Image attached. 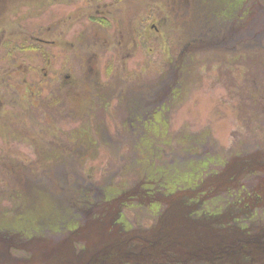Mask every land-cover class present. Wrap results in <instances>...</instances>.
Masks as SVG:
<instances>
[{
	"label": "rangeland",
	"instance_id": "374dc122",
	"mask_svg": "<svg viewBox=\"0 0 264 264\" xmlns=\"http://www.w3.org/2000/svg\"><path fill=\"white\" fill-rule=\"evenodd\" d=\"M99 1L111 4V15L123 16L129 31L136 22L143 19L144 38L142 41L139 39L138 49L131 56H128V69L132 72L137 70L138 81L142 84L143 94H153L159 98V101L166 100L170 106L167 118L170 145H160V141L162 143L168 142L167 137L162 138V140L160 138L157 144L153 145L164 149L163 157L167 161L155 160V164L161 166L164 162L170 163L179 158L177 153L180 152L181 146H185V138H192L193 142L198 139L200 143L199 152L207 149L213 151L217 156L227 158L229 160L227 162H230L227 167L220 170L219 174L224 173L225 175L221 176L218 179L219 182L214 183V186H210L213 190L221 193L228 188L236 190L240 188V184H243L258 194L263 201L264 73H258L259 63L256 55L260 54L264 61V0H254L253 15L244 25L239 27L242 29L236 30L231 27L226 29V32L219 34V30L215 28V33H218L216 37H214V33H207V31L212 32L213 29L205 28L203 32L200 29L202 18L198 0H190L180 10L167 5L169 0H144L143 3L140 2L141 0H127L126 2L123 1L121 5L115 4V0ZM19 5L21 6L19 7ZM83 7L86 9L89 7L86 0H46V2L45 0H21V2L17 1L13 7L10 3L0 4V79H7L6 76H3L4 72L10 73L12 69L18 68L12 66V61L14 63L16 57L20 56L19 65L29 68L31 84L36 86L43 95L50 93L51 90L48 89L56 88L57 81L60 79L56 72H61L63 76L70 74L78 81L80 77L78 61L73 62L71 60L74 58L72 54L61 55L60 50L56 47L59 46L58 44L43 45L36 42L32 43L28 39V44L37 45L47 50L50 54L48 57L51 58V62L47 63L42 51L31 52L30 56L23 53L16 54V57L9 58L8 49L4 48L3 43H9L6 45L8 47L12 44L11 41H17L13 37H20V33H15L18 30H14L11 26V22L16 20L13 19L14 17L22 18L23 23L31 30L32 36H41V38L57 43L61 41L72 42L75 40L76 31L80 27L75 26L69 30L68 34L61 37L60 29L57 28L56 23L61 15H67ZM110 24V32L114 42V38H116L114 23ZM152 24H156L159 33L155 32L156 29L152 31ZM40 31L42 32L39 33ZM128 42H130L129 38H127ZM76 45L79 46L77 43ZM130 45L128 43L127 47L134 46ZM238 56H241L240 61L235 62ZM185 59H188V62ZM190 59L191 66L188 67L189 65L184 64L183 70L179 67L181 72L178 71L177 73V67L181 63H189ZM46 65L49 67L50 73L43 78L42 68H45ZM262 71L264 70L261 69L260 72ZM247 72L251 74L245 75ZM101 75L105 81L103 69ZM15 76L14 82L15 78H19ZM176 82L182 85L181 96L174 103H170L169 90L178 84ZM39 89H42L44 93ZM245 90L250 93V96L256 93L255 98L256 96L258 98V100L256 98L255 103L253 101L250 106L248 105L246 110L241 108L242 103L238 97ZM11 93L1 83L0 97L5 102V108L2 109L4 114L0 118V208L16 211L21 206V200L17 196L19 189L15 191V187H20V183L12 181L8 183V186L4 184L6 181L14 179L11 176L12 172L14 174L15 170H20L24 174L31 168L32 172H29V175L31 173L34 186H41V182L45 181L47 176L55 178V169L59 170V166H63L64 162L67 166H79V171L85 177L89 176L94 179L96 183L108 179H114L115 184L128 182L126 183L127 189L134 187L132 194L136 201L143 198V187L137 185L141 184L143 180L141 183H137L141 176L135 172L133 167L139 158L135 150L137 141L133 134L134 128L129 119H123L118 115L114 117L97 115L91 119L92 128L96 132V149L93 150V157L79 163L81 148L78 146H42L45 138L50 136L42 131V125L44 126L45 121L41 115L44 111L41 106L32 107L30 114L28 113L30 115L28 125H24L23 119L14 118L13 114H22L25 109L14 106L15 97L18 93ZM249 117L254 118L250 120ZM58 122L63 132L73 131L77 126L75 120L67 117H62ZM30 137L32 138L30 139ZM25 138L31 140V144L29 141L24 143ZM33 142H35V146L32 145ZM64 142L67 143L65 137ZM72 147L75 148L72 149ZM140 157L141 160L147 161L146 156L141 155ZM212 179L215 178L209 177L206 181ZM202 185L204 188H206L205 185L209 186L206 182ZM50 186H53L51 189L56 190L54 183H50ZM121 198L124 196L122 195ZM178 200L182 201L179 196L163 199L164 206L166 208L175 207L173 204ZM120 210L135 225L128 234L129 237L136 234V227L144 229L157 221L156 218L152 219L150 214L142 208H121ZM226 217V212H223L221 218L225 219ZM169 218V214L158 217L161 222ZM183 224L186 223L183 222ZM187 228V232L190 231L189 225ZM210 229L211 232L216 233L211 225L206 230H201L209 232ZM151 232L154 235L156 230ZM258 232L261 233L254 231V235ZM79 233H82L83 238H89L88 230L85 229L86 236L81 230L77 232V234ZM176 233L178 234V231ZM77 239H80L77 235L72 237L66 235L61 242L56 241L55 238L52 241L62 245V252L65 257H74L81 252L80 249L71 250L73 240ZM106 239L107 237L104 238V241H98L103 240V238H97L95 242L106 244ZM118 239L114 238L117 242H123L125 238L118 237ZM2 240L4 239L1 238ZM84 242L87 248L91 247V243L87 239ZM10 244L3 243L2 246L0 245V260L4 261L0 264H28L24 260L8 259V253L11 257L14 254L22 255L25 249L22 246L20 251H17V248L14 251L12 247L9 248L8 245ZM54 246L55 243L49 247L53 249ZM132 247L133 244H131L130 249L127 246L125 251L137 252ZM97 250L98 248L89 251L95 252ZM150 250L145 249L144 253L150 252ZM66 251L68 254L65 253ZM61 254L55 255V262L64 260L65 257ZM257 254L260 256V252ZM257 254H255L256 258ZM89 259L86 257L84 261ZM258 260L264 263L262 257ZM47 264H54V262Z\"/></svg>",
	"mask_w": 264,
	"mask_h": 264
},
{
	"label": "trees",
	"instance_id": "16d2710c",
	"mask_svg": "<svg viewBox=\"0 0 264 264\" xmlns=\"http://www.w3.org/2000/svg\"><path fill=\"white\" fill-rule=\"evenodd\" d=\"M198 2L201 12L200 16L202 18L200 29L202 32L205 28L208 30L213 29L212 32L207 31V33H214V37L218 34L215 33V28L219 30H217L219 34H222L226 32V29L231 28V26L237 25L240 27L247 22H243L247 17L243 9L245 7L246 9L249 8L247 0H198ZM204 33L206 32L204 31ZM240 57L238 56L235 62H239ZM256 58L259 63L258 73H264V71L260 72L261 69L264 70V61L261 55H256ZM188 59L185 60L188 62ZM184 64L190 67L192 64L191 59L189 63H181L177 67V73L178 71L181 72L180 68L183 70ZM250 74V72L245 73V75ZM181 90L182 85L180 83L174 85L169 90L170 103H174L179 99ZM255 95L256 93H253L250 96L247 90L241 92L238 96L240 103H242L240 105L241 108L246 110L248 105L250 106L253 101L255 103L257 98V96L255 98ZM169 107V103L166 100H161L159 101V109L155 114L156 118L142 120L145 124H148L149 128L146 129V132L154 134V142L143 140L142 144L145 146H138L139 142L136 140L137 146L135 150L139 160H137L133 167L135 172L141 176L140 181L137 180V183H141V180H143L141 184L135 183L139 187H143V198L137 201L132 194L134 187L127 189L126 183L128 182L124 181L121 184H115L113 182L114 179H108L96 183L89 176L85 177L79 171V166H67L65 162L63 166H59V170L55 169V178L47 176L46 180L41 182V186H34L31 173L30 177L27 176L29 177L27 178L22 176L20 170H15V175L12 172L11 176L14 179L8 180L4 184L8 186V183L12 181H17L16 183L18 184L20 183V187H15V191L19 189L17 196L21 200V206L16 211L0 208V245L2 246L3 243H11L8 246L9 248L12 247L14 251L16 248L17 251H20L22 246L25 249L22 255L14 254L11 257L8 253V259L12 258L15 261L24 260L28 264L38 263L40 262L38 259L27 261V255L33 249L31 245L35 247V254L39 255L41 251L44 252L47 248L46 246L49 247L54 243L49 241H52L51 239L57 236L58 238L60 236L63 238L66 235L71 237L77 235L80 239L73 240L71 250L74 248L79 249L81 246H85V249H88L84 242L86 239L93 246L102 243L95 242L97 238H103V240L98 241H104L106 237L113 238L120 236L128 238L130 236L128 234L133 230L132 228L135 225L125 217L120 209L142 208V210L150 214L152 219L160 214L163 217L165 214L172 213L175 210V220L177 221H183L193 226L191 221L188 223L185 220V217H189L193 219L192 221L201 220L206 224H198L197 227L199 229L206 230L210 225L214 228L220 226L223 228V232L220 234L223 236L222 239L224 241L217 243L218 239L212 237L211 229L209 232L201 230V235L204 236V240L212 238L215 241L214 243L209 242L210 247L208 249L194 235L189 234L191 236L183 237L184 240L186 238L190 239L186 243L183 240V245L175 243V247L178 250L175 251L174 258L168 259V256L165 257L164 254H171V252L163 249V244L157 246L155 249L148 247L151 250L145 253H152V255L158 254L160 257L165 258H159L158 262H155L152 257L148 256L145 257V262L137 260L139 264H264L258 260L260 257L264 260V198L262 201L258 194L243 184H240V188L236 190L228 188L226 190L224 189L225 191L221 193H218V191L210 187L214 186V183L219 182L218 179L225 175L224 173H219L222 168L230 164V162H227L229 161L227 158L217 156L213 151L207 149L199 152L200 143L198 139L196 142H193L192 138H185V146H181L180 152L177 153V156H180L179 158H173V162H164L161 166L155 164V160L167 161L163 157L164 149L160 146L153 145H156L160 138L161 140L162 138H168L167 118ZM252 118L254 117H249L250 120ZM147 120L148 123H146ZM134 135H138V132L135 131ZM68 136L71 138L72 135ZM95 143L96 139L92 146H78L81 148L79 163H83L93 157V150L96 149ZM148 143L150 145H147ZM160 145H170L169 138L167 143L160 141ZM75 147H72V149ZM141 155L147 157L146 162L141 160ZM30 172H32L31 168ZM209 177L215 179L206 181ZM205 182L209 185H205L206 188L202 185ZM50 183H54L56 190L51 189L53 186H50ZM122 195L124 198H121ZM177 196L182 201L178 200L175 202L173 204L175 207L166 208L164 206L163 199H171ZM159 208H161L160 214L152 213V210ZM207 209H211L213 212L219 210V213L217 212L218 214H215L217 216L213 218L211 217L213 213L208 212ZM203 210L208 212L205 218L200 215ZM223 212H226L227 215L225 219L221 218ZM120 227L128 229L126 236L121 235L124 233H122ZM85 229L88 230L89 234V238L86 239L83 238L82 233L77 234L81 230L86 236ZM187 230L188 228H185L183 231L186 232ZM254 231H260L261 233L258 232L254 235ZM188 232L192 233V231ZM1 238L4 240L1 241ZM231 238H233V241L230 240ZM81 239L85 240L80 241ZM56 241L61 242L62 240L57 239ZM108 241L110 240L106 239L107 243ZM23 243L29 244L28 248L25 244L21 245ZM109 243L115 242L112 240ZM127 246L129 247V244ZM40 248L41 251L39 252ZM118 248L119 246L115 248V251ZM259 252L260 256L257 254ZM61 253L63 255L62 250ZM65 253L68 254V251ZM255 254H257V258ZM24 255L26 256L23 257ZM199 255H202V257L199 258ZM63 256L65 257V254ZM15 257H20L21 259H15ZM86 257L88 255L85 256V259ZM184 258L190 259L183 263L181 260ZM85 259L83 258V260ZM126 259L123 264H133L130 262V258ZM0 262L4 263L1 260Z\"/></svg>",
	"mask_w": 264,
	"mask_h": 264
},
{
	"label": "flooded vegetation",
	"instance_id": "af4514ba",
	"mask_svg": "<svg viewBox=\"0 0 264 264\" xmlns=\"http://www.w3.org/2000/svg\"><path fill=\"white\" fill-rule=\"evenodd\" d=\"M17 1L21 2V0H0V4L4 5L10 3L13 7L16 5ZM86 1L91 9L89 7L87 9L83 7L74 10L67 15H61L56 23L57 28L60 29L61 37H63L64 34H68L69 30L78 25L80 28L76 31L77 36L74 41L67 43L61 41L57 43L56 41H48L47 39L41 38V36H32L31 30L23 23L22 18L14 17L13 19L16 20L11 22V26H13L14 30H18V32L15 33H20V37H13V39H16L17 41L10 40L12 44L8 47H6V45L9 43H3L4 48L8 49L9 58L16 57V54L23 53L24 55L30 56L31 52L42 51V55H44L47 63L51 62V58L48 57L50 54L47 50L43 47H38L37 45L32 46L30 43L28 44V39L32 43L36 42L43 45L58 44L59 46L56 47L60 50L61 55L72 54L74 58L71 60L73 62L76 60L78 61L80 67V77L78 81L70 74L63 76L61 72H56V75L60 76L56 88L48 89L49 91L51 90L50 93L43 95L38 91L36 86L31 84L29 79L30 70L28 67L23 65L22 67L19 65L21 57L17 56L14 63L12 61V66L18 68H15L14 70L12 69L10 73L4 72L3 76H6L7 79H0V86L2 83L3 86L8 89V92H12L11 94L18 93L15 97L14 106L25 109V111H23L22 114L13 115L15 119H23V121H25L24 125L29 124V114L33 106H41L44 109L41 113L42 118L45 121L44 126L42 125V131H45L50 137L45 138V142L42 146H92L95 141L96 132L95 129L92 128L91 119H94L97 115H106L107 117L118 115L123 119H129L134 128L133 134L135 131L138 132V135H136V140L139 142L138 146H145L142 144L143 140L154 142V134L146 132V129L149 127L148 124H145L142 120L156 118L155 114L159 109V98L153 94H143V89L141 88L142 84L138 81L139 76L137 70L135 69V72H132L128 69V56H131L138 49V44L140 42L139 39L142 41L144 38L142 25L143 19H141L140 22H136L129 31L123 16L117 14L114 16L111 15V4L102 3L99 0ZM123 1L126 2L127 0H115V4L121 5ZM140 2L143 3L144 0H141ZM187 2H189V0H169L166 4L173 6L174 9L179 8L180 10L181 7L187 4ZM247 2L249 8L246 9L245 7L243 9L247 14V17L243 22L248 21L249 17L253 15L252 5L255 1L247 0ZM21 5H19V7ZM238 20L240 19L238 18ZM112 22L114 23V34L116 36L114 42L110 32V23ZM231 27L236 30L240 29L237 25ZM152 31L159 33L156 24H152ZM41 32L42 31L39 33ZM127 38L130 39V42L128 43L134 46L130 48L127 47ZM76 43L79 46H77ZM102 69L105 81L101 75ZM42 72L43 78L44 76H48L50 73L49 67L46 65L45 68H42ZM14 76L19 77L18 79L15 78V82ZM6 80L7 83H5ZM39 90L44 93L42 89ZM4 108L5 102L3 98L0 97V118L4 114V111H2ZM62 117L75 120L77 126L73 131L63 132L58 122ZM146 123H148V120ZM144 134L148 135L144 136ZM68 135H74V138L72 136L70 138ZM64 137L65 140H67V143L64 142ZM31 138L32 137H30V139ZM26 141H29V144H31V140L25 138L24 143H26ZM32 145L35 146V142H33ZM147 145L150 144L148 143ZM29 172L30 169L22 174V176H30ZM207 211L213 213V215H211L213 218L217 216L215 214L219 213V210L213 212V210L207 209ZM173 212L169 213L170 218L168 220L166 219L161 222L160 219H158V217H162V214H160L161 208L154 209L152 210L153 214H160L156 216L157 221L155 224L147 226L144 229L136 227V234L133 237L125 238L123 242L120 241L119 243L114 240V238L118 239V237H109L107 239L110 241L113 240L115 243L104 244L103 242L99 245H90L91 247L88 249H85V246H81L79 247L81 251L80 254L74 257L66 256L63 261H54L56 256L61 254L62 250V246L59 245L58 242L52 241L56 244L53 249L46 246L47 248L43 252L40 248L39 252L41 251V253L39 255L35 254V247L34 245H31V248L33 249L31 250V253L27 255V261L38 259L40 261L38 262L39 264L53 262L54 264H123L127 260L126 258H130V262L133 264H139L138 261L145 262V257L148 256L152 257L155 262H158L159 258H165L167 256L168 259L174 258V253L178 250V248L175 247V243L183 245V237L191 236L189 234L194 235L207 249L210 247L209 244H207L208 242H215L212 238L204 240V236L201 235V229L197 227L198 224L203 223L201 220L192 221L193 219L185 217V220H187L188 223H190L189 221L192 222L193 226H189L194 231L190 230L192 233H187V231L184 232L183 230L188 227V224L183 225V221L175 220L176 211L174 210ZM208 212L203 210L200 215L205 218ZM120 228L122 233H124L121 235L126 236L128 229H124L123 227ZM165 229L167 230L166 232ZM215 229L216 233L211 232L212 237L218 239L217 243H219V241H224L222 239L223 236L220 234L223 232V228L218 226L217 228H214V231ZM154 230H156V233L152 235V232L150 233V231ZM177 231L178 234L176 233ZM55 238L56 240H62L61 236ZM189 240L190 239L186 238L184 242L186 243V241ZM230 240L233 241V238ZM24 244L25 243L21 245ZM128 244L129 247L133 244L132 248L137 252L123 251ZM163 244V249L169 250L171 254L166 253L164 254L165 257H160L158 254L152 255V253H144L145 249H149L148 247L155 249L157 246ZM25 245L28 248L29 244ZM117 246H119V248L115 251ZM96 248H98V250L95 252L89 251L90 249ZM73 250L77 249L74 248ZM179 250L181 252L180 248ZM87 255L90 259L84 261L83 258ZM25 256L26 255L23 257ZM200 257H202V255H199V258ZM15 259L21 258L15 257ZM189 259L184 258L181 261L185 263Z\"/></svg>",
	"mask_w": 264,
	"mask_h": 264
}]
</instances>
